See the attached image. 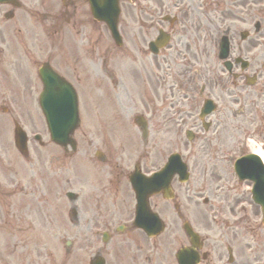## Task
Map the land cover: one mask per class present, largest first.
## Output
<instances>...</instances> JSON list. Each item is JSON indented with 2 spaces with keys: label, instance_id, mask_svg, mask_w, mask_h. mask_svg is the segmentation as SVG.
Instances as JSON below:
<instances>
[{
  "label": "flooded vegetation",
  "instance_id": "1",
  "mask_svg": "<svg viewBox=\"0 0 264 264\" xmlns=\"http://www.w3.org/2000/svg\"><path fill=\"white\" fill-rule=\"evenodd\" d=\"M88 12L87 0H61L56 13L43 17V29L71 26L88 33L90 26L96 30ZM119 31L123 40L119 52L129 79L125 98L132 105L135 99L145 108L152 106L149 130H194L199 125L201 134L195 139L205 155L211 148L216 152L222 147L233 149L252 140L264 151V0H130L121 6ZM26 42L23 37L21 49L26 50ZM13 56L10 62L0 60L6 68L3 78L19 99H31L35 88L29 64L20 53ZM63 72L67 79L74 75L70 70ZM139 124L145 130L146 124ZM105 161L106 171L98 177H77L81 188L73 198L72 237L83 239L76 230L81 224L87 228L88 264H96L98 257L106 264H175L177 249L189 244L184 223L191 219L206 234L201 264H264V230H256L258 214L251 210L256 205L245 190L230 192L224 169L218 174L215 234L208 211L193 213L181 200L177 204L153 196L145 218L154 224L152 216L157 214L167 227L161 235H147L135 226L137 202L130 167L119 156L110 155ZM44 175L42 184L60 202L59 172ZM6 196H12L9 189L2 194L4 200ZM3 206L0 229L7 232L0 239H14L11 226L21 215L17 217L9 203ZM58 211L61 223V203ZM235 218L247 234L254 226L253 249L240 239L249 236H240L231 226ZM11 255L5 259L0 251V264H9Z\"/></svg>",
  "mask_w": 264,
  "mask_h": 264
},
{
  "label": "rangeland",
  "instance_id": "2",
  "mask_svg": "<svg viewBox=\"0 0 264 264\" xmlns=\"http://www.w3.org/2000/svg\"><path fill=\"white\" fill-rule=\"evenodd\" d=\"M11 11L10 7L7 6H0V32L2 33V37L0 36V44L5 43V35H10L13 32H16L20 30L21 32H25V24H27V20L25 18L27 17V13L24 9H21L17 11L16 19L13 22H6L4 20L5 14L9 13ZM40 34V30H39ZM9 36V35H8ZM93 45L95 50H92L89 52V55H96L97 57L102 54L103 52H107V40L105 38V35L102 33H96L92 37ZM85 43V42H84ZM65 48L62 47V45L59 43V35L58 34H51L48 35L47 38V44L44 46V48L34 53V59L36 61V64L42 63L46 60L51 61L53 66H59V65H65V64H71L73 63V60L77 59L78 54H74L72 52V56L70 59L67 55L62 56L67 53V51L64 50ZM67 50V49H66ZM69 52H71L69 50ZM7 61H10L9 58H7ZM90 63L86 62V66H88L87 70H83L82 68H79V65L73 64V69L76 71L77 80L79 82V87L81 91L80 96V108H81V119H82V126L75 133V140L78 142V152L76 157L73 159H68L64 156V154L58 149L57 147L53 145H48V154H44L41 156L40 154V164L42 162V165L44 166V160L47 158L48 161H50L52 158L58 157L62 159V162L59 164H56L57 167H59L60 173L62 172L63 182H62V191L63 193L71 188H76L75 184H77V177L80 175L81 177H84L85 175L89 173H100L103 171V167L101 165H92L90 157L94 155V151L96 148L102 149L104 147V138L101 137L99 139H96L95 136H99V132H95L96 135L94 136V133L89 132L92 128L95 126L94 123L102 125L107 123L106 120H108L110 123L111 120L114 118L113 112V106L110 104V113L105 116V102H109V98L111 97V94L105 98V89L102 87V91L96 90L97 94L95 95L96 98L92 95L91 89L96 87L97 84L101 83V79L105 78L103 73L100 74V72H95L93 68L89 66ZM109 65H113L111 63H107ZM116 77L124 80L123 77V66L116 62ZM103 68V67H102ZM36 71V68L33 67V72ZM68 72L67 70H65ZM109 77L106 78L108 80ZM108 82V81H107ZM106 82V84H107ZM3 85L2 78L0 76V86ZM94 92V90H92ZM120 93V91H118ZM96 99V100H95ZM106 99V100H105ZM124 102V97H122ZM23 101V100H22ZM115 104L117 103L114 101ZM121 102V103H123ZM110 103V102H109ZM2 105V104H1ZM138 106V105H137ZM120 107V106H118ZM120 108H117L116 111H119ZM108 111V110H107ZM139 111L137 110V107L135 109V106H130L129 109L126 112H123V115L121 118L123 119V125L126 126L125 135L130 138L131 134L133 133V116L136 115ZM35 115V114H34ZM117 117H120L118 114ZM1 119V118H0ZM34 119L36 120V124H42V121L40 117H37L35 115ZM2 122H0L1 127ZM6 123L4 122L3 126H5ZM7 125H9V122L7 121ZM93 126V127H92ZM40 129H34L32 128L29 130V133H33L36 131H39ZM2 132V129H0V133ZM1 135V134H0ZM181 134L177 133L176 141L178 142V136ZM124 134L120 133L119 138L116 139V142L114 145L118 147V149H122L124 142H122ZM183 137V136H182ZM112 140V139H111ZM47 143H49V138L46 139ZM168 141V139H166ZM172 141V139H171ZM170 142V141H169ZM108 143V142H107ZM50 144V143H49ZM106 145V144H105ZM113 145V146H114ZM129 145V144H128ZM162 146V144H160ZM112 149H115L113 148ZM30 153H32L36 146H30ZM5 148H8L7 146ZM12 149L11 147H9ZM174 148V149H173ZM0 149H1V141H0ZM173 150H177L178 147H171ZM46 149H41L40 152H44ZM160 150L163 152V149L160 147ZM170 150V149H169ZM190 150V149H188ZM197 153V157L191 158V167L192 170V179L189 184L190 188V196H191V205H197L200 207L202 205V198L199 193H196L198 189L201 187V179L199 178L198 174L201 172L202 166L205 163V160H203V157L201 154H198L199 150L197 148L194 149V153ZM7 155L9 156V149H7ZM37 155V154H36ZM162 155V154H161ZM185 157L187 155L185 154ZM10 163H1L0 162V182L2 185L5 183L4 174H9V167H13V171L15 175H13V180L15 182V195H14V210L18 214L21 212V216L25 215V220L23 218H17L14 221V234L15 239H0V245L1 246H7L10 245L11 250H15V246H18L19 253L22 254V256L28 257L31 264H75V258H73V255H66V242L67 241H73V239H55L54 236L57 231H59L60 227L55 223L54 219L51 217L53 215L54 217H57V211L58 209L55 206H57L58 203H65V199H62L60 202H56L53 200L49 194V199L46 200L43 195V187L41 186V182L39 180L40 172H38V159L36 158V162L34 163L35 166L31 167L27 163H25L18 154L13 149V155L10 154ZM35 158V157H34ZM161 160V156H160ZM87 161V162H86ZM83 162H86V166H80ZM76 163L78 170L76 169ZM79 163V164H78ZM218 164V163H217ZM61 165L62 167H60ZM219 166V164H218ZM62 168V170H61ZM105 168V167H104ZM106 169V168H105ZM37 173L36 177L32 173ZM32 173V176L30 173ZM79 174V175H78ZM29 176L31 177L29 179ZM37 180V184H34V181ZM69 182V184H67ZM75 182V184H74ZM205 196V195H204ZM1 199V198H0ZM66 206V203H65ZM25 208L28 210L25 211ZM27 214V215H26ZM28 216V217H27ZM24 217V216H23ZM63 228L66 227V224L63 223ZM87 228L83 226L82 224L77 228L76 234L80 235L81 241L79 243L78 247H84L88 245V239H86L87 234L85 233ZM73 236V235H72ZM3 251V250H1ZM16 251V250H15ZM5 252V251H3ZM6 253V252H5ZM4 253V257L7 258V255ZM72 253V248H71ZM17 254V251H16ZM84 254L81 253V257H83ZM18 257V256H17ZM20 258V257H18ZM22 261V259H21ZM23 262V261H22Z\"/></svg>",
  "mask_w": 264,
  "mask_h": 264
},
{
  "label": "water",
  "instance_id": "3",
  "mask_svg": "<svg viewBox=\"0 0 264 264\" xmlns=\"http://www.w3.org/2000/svg\"><path fill=\"white\" fill-rule=\"evenodd\" d=\"M1 2H8V0H6V1L1 0ZM47 117H48V122L50 123V130L52 132L53 140L55 142H59L61 144H67L66 143L67 141H68V143H72L71 140L69 139V136L73 133V131L77 127V125H76V127L71 126V122L68 121V119H65V117L56 116L53 113L48 112ZM66 126H71V128L68 130V132H66L65 130H61V128H64ZM68 134H69V136L67 138L66 136ZM63 138H64V140H62ZM22 145H24L23 142H22Z\"/></svg>",
  "mask_w": 264,
  "mask_h": 264
}]
</instances>
